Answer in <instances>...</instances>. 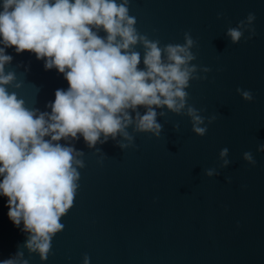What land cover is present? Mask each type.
Wrapping results in <instances>:
<instances>
[{
	"label": "water",
	"instance_id": "1",
	"mask_svg": "<svg viewBox=\"0 0 264 264\" xmlns=\"http://www.w3.org/2000/svg\"><path fill=\"white\" fill-rule=\"evenodd\" d=\"M249 13L255 35L246 39L245 31L233 44L227 29ZM129 14L141 34L161 45L183 44L190 32L197 42L192 63L211 71L189 82L188 103L216 119L201 137L188 117L169 112L167 122L158 117L159 138L135 133L126 149L118 146L127 143L120 136L92 149L82 137L71 141L85 165L73 206L61 217L64 228L47 260L21 248L24 258L28 264H82L85 254L89 264H264V152L257 151L264 144V0H130ZM136 50L143 55L139 45ZM6 54L13 57L6 71L22 82L9 90L27 107L51 112L45 105L69 86L63 74L45 70L29 51L9 47ZM237 88L253 100H243ZM223 148L230 163L221 168ZM245 152L255 165L243 159ZM210 168L219 174L206 176ZM6 205L0 195V260L13 256L27 235L8 218Z\"/></svg>",
	"mask_w": 264,
	"mask_h": 264
},
{
	"label": "clouds",
	"instance_id": "2",
	"mask_svg": "<svg viewBox=\"0 0 264 264\" xmlns=\"http://www.w3.org/2000/svg\"><path fill=\"white\" fill-rule=\"evenodd\" d=\"M129 4L130 0H0V195L7 198L8 218L17 227L22 224L27 234L17 252L0 264H28L21 248L47 260L53 237L64 228L61 217L73 206L78 169L85 166L84 152L71 141L82 137L92 149L120 136L127 143L118 146L126 149L134 146L135 133L159 138L163 125L158 117L167 122L169 112L188 117L191 131L201 137L216 119L188 103L189 82L204 80L207 76L202 74L211 71L192 63L197 42L190 32H184L183 44L161 45L137 30ZM254 20L249 13L229 27L226 36L236 44L247 31L246 39H251ZM101 30L105 36L99 35ZM9 47L17 54L34 53L44 60L45 70L55 68L63 74L69 86L57 89L54 101L45 105L51 112L27 107L9 90L22 86L15 71H6L13 59L6 54ZM236 91L243 100H253L250 91ZM179 128L178 122L173 124L174 131ZM228 151L219 152L221 168L230 163ZM257 151L264 152V144ZM243 159L256 163L251 152L243 153ZM218 174L214 168L205 171L208 177ZM82 264H89L86 254Z\"/></svg>",
	"mask_w": 264,
	"mask_h": 264
}]
</instances>
